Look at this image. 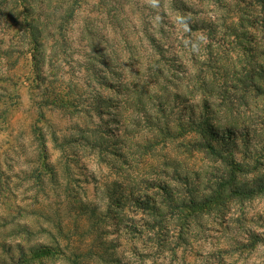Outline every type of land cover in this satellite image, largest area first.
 I'll return each mask as SVG.
<instances>
[{
  "label": "rangeland",
  "instance_id": "1",
  "mask_svg": "<svg viewBox=\"0 0 264 264\" xmlns=\"http://www.w3.org/2000/svg\"><path fill=\"white\" fill-rule=\"evenodd\" d=\"M60 1L38 65L0 13V264H264V193L206 206L264 180V0Z\"/></svg>",
  "mask_w": 264,
  "mask_h": 264
},
{
  "label": "trees",
  "instance_id": "2",
  "mask_svg": "<svg viewBox=\"0 0 264 264\" xmlns=\"http://www.w3.org/2000/svg\"><path fill=\"white\" fill-rule=\"evenodd\" d=\"M259 2H262L263 0H258ZM69 4H64V1H60V0H0V13L7 7H11L10 8V13H11V21L12 23V27H15V29L19 32L22 33L23 35V39L26 41H23V43L28 46L29 48V55H30V59L32 61V63L38 65L39 63V55H43V50L45 48V43L47 38H50L51 36L47 37L45 35L46 38L43 37V33H47V31H49V29L56 25L55 24V20H53L54 18H49L52 17L56 14L57 11H59V9H61L63 12H65V14H67L68 16L72 14L74 7L71 4V1L68 2ZM48 5V6H47ZM185 4H176V6L178 7V9H180L181 11H184L182 9V7H185V11L189 12L188 9H186L187 7L184 6ZM48 19H50L48 21ZM57 20L61 23L60 26L66 25L67 22L66 21H62L61 18H57ZM59 24V23H58ZM59 27V26H58ZM57 27V29H58ZM56 29V28H55ZM27 37V38H26ZM149 41H153V39H149ZM53 46L51 45V48ZM8 49L6 50V52H1L0 55H7L8 53ZM264 56V53L262 54ZM50 57V56H48ZM248 60H252V55L250 54V56L247 57ZM32 72L35 73L37 75V73L39 72V68L35 67L32 69ZM244 76L240 77L238 79L239 83L242 86H246L249 89H253L256 91V93H261L262 87H263V83H264V64L263 63H259L257 64L254 69L253 68H246L245 72H244ZM35 76V75H34ZM35 79L37 81V77L35 76ZM254 79H257V83L258 81L260 82L259 84H257L256 82H254ZM263 91V90H262ZM203 131V130H201ZM204 133V132H203ZM208 134L210 136H215V130L210 128ZM234 135L231 131H227L226 132V137H228L229 139H231V136ZM222 139H226L225 137H223ZM209 149H211V145L209 144ZM228 180H231L230 178H228ZM219 187L221 188H225L228 183L227 182H221L220 184H217ZM258 186L255 188H251L249 191L248 190H240V188L234 189L232 191H230L229 193L226 192L225 196L224 195V191L219 194V195H212L213 197H210L209 200L207 201V207L210 204L213 205H220L224 199H227L229 196H235V197H239V196H248V197H252L256 194H262L264 193V180L259 182L257 184ZM136 200V199H135ZM139 201V199L137 200ZM137 205H142L144 209H151L154 211L155 206H151L150 203L146 202L144 203V201L140 200L139 202H137ZM186 205L185 208H187V213L189 211H193V212H197L200 211L199 209L201 208V211H204L205 208L204 203L197 201L196 199H192L189 204H184ZM177 206V205H176ZM153 207V208H152ZM179 207V206H177ZM157 209V208H156ZM157 216L160 217L161 212L159 214V211L156 210ZM191 214V213H190ZM187 216V214H185ZM193 215V214H191ZM177 216V215H176ZM186 216H177V218L182 221L181 219L186 218ZM184 220V219H183ZM181 225V223L179 224ZM153 225L148 226L147 227H151ZM259 242H263L262 239L254 237L250 240H247V242L245 243H240L238 245H236L237 250H235V253L238 252L239 254H243L245 252L248 253H252L254 251V249H256V246ZM33 252L32 256L33 257H45L48 255H52L54 252V250L50 247H40L34 250H31ZM221 254H227L230 255L231 251L230 250H223L222 252H220ZM237 253V254H238ZM209 257L215 259V257L219 260L221 258V256L217 255V254H209ZM220 262V261H218Z\"/></svg>",
  "mask_w": 264,
  "mask_h": 264
}]
</instances>
